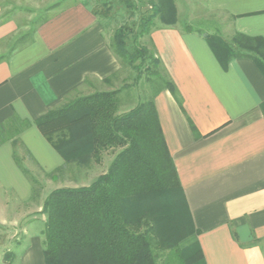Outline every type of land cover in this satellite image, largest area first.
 Masks as SVG:
<instances>
[{"label": "crops", "instance_id": "crops-1", "mask_svg": "<svg viewBox=\"0 0 264 264\" xmlns=\"http://www.w3.org/2000/svg\"><path fill=\"white\" fill-rule=\"evenodd\" d=\"M204 2L227 14L234 32L264 38V0ZM36 7H45V19L20 47L2 54V41L18 31L17 14H34ZM150 38L183 99L184 110L163 91L155 106L200 232L193 241L206 264H264L263 74L248 59L224 70L204 36L178 25L157 26ZM120 69L88 0H0V229L23 228L0 264H46L47 195L35 196L14 159L13 141L19 139L42 173L61 168L64 159L35 121L84 87L116 90L113 79L104 80Z\"/></svg>", "mask_w": 264, "mask_h": 264}, {"label": "trees", "instance_id": "trees-1", "mask_svg": "<svg viewBox=\"0 0 264 264\" xmlns=\"http://www.w3.org/2000/svg\"><path fill=\"white\" fill-rule=\"evenodd\" d=\"M146 6L141 0H96L92 5L102 26L115 7L138 13L137 20L118 28L109 43L121 69L126 66L135 73L134 86L78 95L35 121L64 159L61 168L46 174L51 179L73 165L100 164L104 153L115 151L107 171L90 185L56 188L47 195L42 209L46 264H206L198 241L181 247L200 232L155 106V99L169 91L184 110L180 92L150 38L158 20L162 26H177L176 0H149ZM198 34L206 38L224 70L233 60L248 59L264 76L263 37L235 31L228 41ZM146 38L151 48L143 43ZM143 80L152 94L120 111V94ZM261 109L264 115V103ZM189 124L200 138L190 119ZM13 145L16 163L34 183L17 152L22 149L23 158L36 165L34 158L19 139Z\"/></svg>", "mask_w": 264, "mask_h": 264}, {"label": "rangeland", "instance_id": "rangeland-1", "mask_svg": "<svg viewBox=\"0 0 264 264\" xmlns=\"http://www.w3.org/2000/svg\"><path fill=\"white\" fill-rule=\"evenodd\" d=\"M90 5L95 6L96 0H88ZM143 8L147 7L149 0H141ZM178 26L182 30L190 29L196 33H202L205 35L221 36L225 40L230 41L234 36V30L232 28V19L222 12H211L205 5L204 0H176ZM10 9H8L9 12ZM45 7H36L34 14H25L21 12L17 14L19 16L18 31L13 35L4 39L1 43L2 54L15 51L20 47L29 33L37 28L41 22L45 19L44 15ZM5 12V10H4ZM15 13V12H14ZM13 13V14H14ZM5 14V13H4ZM9 13H7V19ZM6 16L4 20H6ZM138 18L137 12H131L128 9H122V7H115L110 14L108 20L103 19L104 35L106 40L110 43L114 36L115 31L123 25H131ZM161 23L157 21V26ZM23 36L24 40L22 39ZM31 39V38H30ZM23 40V41H22ZM143 43L151 48V44L148 38L143 40ZM135 73L129 67H123L117 74L114 80L115 88L121 89L124 86H134L133 81ZM97 86V83H94ZM94 90H89L84 87L78 91V95L85 96L92 93ZM152 94V90L148 83L144 80L138 87H134L131 90H125L120 94L121 108L120 111H128L133 108L143 98H147ZM115 151H108L102 155L101 163L97 164L91 162L88 168L73 165L71 168L56 174L55 179H51L46 174L36 167L31 161L24 159L23 152L21 154L22 166L28 170L30 176L33 178L34 183L33 190L35 196L42 197L48 195L52 190L61 187H78L87 186L95 181L100 175L107 171L111 161L114 158ZM2 195V194H1ZM37 197V198H38ZM15 229L3 228L0 229V259L6 261L8 259V249L10 242L14 243L17 238L22 235V225L14 227ZM193 239H186L182 242L181 247L189 245Z\"/></svg>", "mask_w": 264, "mask_h": 264}]
</instances>
